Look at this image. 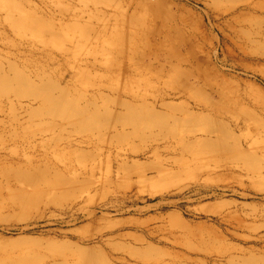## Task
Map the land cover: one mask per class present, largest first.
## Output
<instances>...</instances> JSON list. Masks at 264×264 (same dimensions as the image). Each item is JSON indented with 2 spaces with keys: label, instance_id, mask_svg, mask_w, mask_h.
<instances>
[{
  "label": "rangeland",
  "instance_id": "1",
  "mask_svg": "<svg viewBox=\"0 0 264 264\" xmlns=\"http://www.w3.org/2000/svg\"><path fill=\"white\" fill-rule=\"evenodd\" d=\"M263 70L264 0H0V264H264Z\"/></svg>",
  "mask_w": 264,
  "mask_h": 264
},
{
  "label": "bare ground",
  "instance_id": "2",
  "mask_svg": "<svg viewBox=\"0 0 264 264\" xmlns=\"http://www.w3.org/2000/svg\"><path fill=\"white\" fill-rule=\"evenodd\" d=\"M262 74L264 75V70L262 71ZM264 77V76H263ZM238 139H239V137H238Z\"/></svg>",
  "mask_w": 264,
  "mask_h": 264
}]
</instances>
